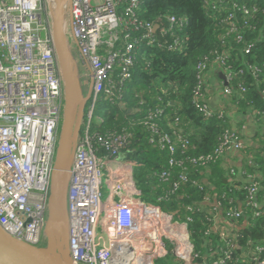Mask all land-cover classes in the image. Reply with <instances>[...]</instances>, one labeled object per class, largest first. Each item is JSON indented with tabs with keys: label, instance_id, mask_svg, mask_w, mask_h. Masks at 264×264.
I'll return each instance as SVG.
<instances>
[{
	"label": "trees",
	"instance_id": "1",
	"mask_svg": "<svg viewBox=\"0 0 264 264\" xmlns=\"http://www.w3.org/2000/svg\"><path fill=\"white\" fill-rule=\"evenodd\" d=\"M258 1L249 14L235 11L227 20L212 12L206 0H143L136 11L138 21L166 27L167 17L183 18L182 29H172L179 31V38L168 34L161 45L139 38L146 45L130 78L120 84L119 71L114 70L109 83L113 95L101 93L87 102L86 111L93 106L92 120H101L92 121L89 135L126 137V146L109 165L131 166L148 213L161 215L183 233L172 242L158 237L154 264L264 260V158L254 156V165L246 162L245 181L236 178L234 168L224 169V153L216 151L226 135H238L224 110L211 109L206 100L209 74L220 69L231 107L237 113L250 110L258 118L264 116V0ZM229 22L236 27L231 29ZM151 34L162 40L158 32ZM176 39L184 49L173 48ZM113 48H120L119 40ZM198 81L201 90L195 96ZM196 104L206 105L211 116L205 118ZM95 141L97 156H107ZM253 184L257 191L250 197L247 190Z\"/></svg>",
	"mask_w": 264,
	"mask_h": 264
},
{
	"label": "built area",
	"instance_id": "2",
	"mask_svg": "<svg viewBox=\"0 0 264 264\" xmlns=\"http://www.w3.org/2000/svg\"><path fill=\"white\" fill-rule=\"evenodd\" d=\"M71 1L72 48L79 69L91 81L93 102L101 93L113 95L109 83L114 70L119 71L120 84L130 78L141 46L146 45L139 38H148L147 44L156 40L161 45L168 34L179 38V31L174 33L172 29L181 30L186 23L175 16L166 18V27L139 22L136 11L143 0ZM246 1L252 3L248 6ZM257 1L206 3L212 12L224 14L229 20L235 17V11L249 14ZM228 25L233 29L237 24ZM139 30H143L141 35ZM153 32H158L162 40ZM118 40L120 48L115 50ZM175 44L173 48L185 47L178 39ZM202 67L199 64L196 68L200 71ZM200 84L198 81L195 96L200 95ZM63 106V83L52 43L47 0H0V227L34 247L44 243L50 176ZM196 107L205 118L211 116L206 105ZM92 117L90 105L85 110L86 124L75 151L67 194L71 259L75 264H153L158 237L172 242L181 239L183 233L180 228L175 231L162 216L168 225L157 228L163 222L152 217L143 205L133 168L109 165L108 161L115 160L126 146V137L89 135ZM94 139L95 144L105 148L107 156H97ZM230 149H242L238 137L232 134L224 137L216 153ZM247 191L250 197L255 195L257 185Z\"/></svg>",
	"mask_w": 264,
	"mask_h": 264
},
{
	"label": "water",
	"instance_id": "3",
	"mask_svg": "<svg viewBox=\"0 0 264 264\" xmlns=\"http://www.w3.org/2000/svg\"><path fill=\"white\" fill-rule=\"evenodd\" d=\"M49 8L52 43L63 83L64 106L50 176L47 217L43 228L45 242L40 247H34L11 237L0 227V264H75L69 253L67 194L86 105L92 91L91 85L86 93L83 91L78 61L70 44L75 43L72 1L54 0L53 3L51 0ZM67 28L70 36L66 33Z\"/></svg>",
	"mask_w": 264,
	"mask_h": 264
},
{
	"label": "crops",
	"instance_id": "4",
	"mask_svg": "<svg viewBox=\"0 0 264 264\" xmlns=\"http://www.w3.org/2000/svg\"><path fill=\"white\" fill-rule=\"evenodd\" d=\"M70 44L72 46V42ZM81 70L82 68L80 69L82 88L84 93H86L90 88L91 81ZM212 73L215 74L213 76L209 74L208 86L206 87L207 103L211 109L224 110L226 116L229 118L230 129L237 133L238 140L243 148V151L230 149L224 152L222 167L224 169L234 168L237 172L236 178L245 181L244 166L246 162L249 163L250 161L249 164H251L253 157L258 155L262 159L264 158V116L258 118L250 110L237 113L236 108L231 107L228 96L224 94V73L220 69H214ZM205 183L207 182L205 181ZM207 206L209 207L211 205ZM217 217L219 223L224 222L221 216ZM156 220L163 222L161 227L157 224V228L162 229L164 226L165 228L167 227L168 223L161 218V215Z\"/></svg>",
	"mask_w": 264,
	"mask_h": 264
},
{
	"label": "rangeland",
	"instance_id": "5",
	"mask_svg": "<svg viewBox=\"0 0 264 264\" xmlns=\"http://www.w3.org/2000/svg\"><path fill=\"white\" fill-rule=\"evenodd\" d=\"M47 8H48V16L50 17V8H49V1L47 0ZM68 20V15L66 14V21ZM66 33L67 34H69V29L67 28V30H66ZM70 38V37H69ZM71 39V38H70ZM96 122V119L94 118L93 119V123H95ZM102 192H103V197H102V200L105 198V192H104V190H102ZM45 242V241H44ZM156 259H154L153 260V264H154V261H155Z\"/></svg>",
	"mask_w": 264,
	"mask_h": 264
},
{
	"label": "bare ground",
	"instance_id": "6",
	"mask_svg": "<svg viewBox=\"0 0 264 264\" xmlns=\"http://www.w3.org/2000/svg\"><path fill=\"white\" fill-rule=\"evenodd\" d=\"M52 2L54 3V0H52Z\"/></svg>",
	"mask_w": 264,
	"mask_h": 264
}]
</instances>
